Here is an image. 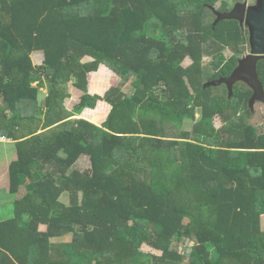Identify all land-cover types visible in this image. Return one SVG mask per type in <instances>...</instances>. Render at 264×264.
<instances>
[{"label": "trees", "instance_id": "16d2710c", "mask_svg": "<svg viewBox=\"0 0 264 264\" xmlns=\"http://www.w3.org/2000/svg\"><path fill=\"white\" fill-rule=\"evenodd\" d=\"M235 1L0 0V136L15 149L0 264H264V103L251 110L242 81L205 85L247 48L237 20L213 23ZM99 65L118 78L102 95L87 87ZM257 73L264 88L263 59ZM98 101L101 125L80 116ZM216 117L217 144L198 147Z\"/></svg>", "mask_w": 264, "mask_h": 264}, {"label": "water", "instance_id": "95a60500", "mask_svg": "<svg viewBox=\"0 0 264 264\" xmlns=\"http://www.w3.org/2000/svg\"><path fill=\"white\" fill-rule=\"evenodd\" d=\"M211 9L216 16L214 24L224 19H235L247 29L249 52L237 59L229 76L206 82L205 85L225 84L231 95L234 83L244 82L251 89L248 105L253 110L255 102L264 103V88L257 73V63L264 59V0H253L251 4L236 2L225 12L217 11L214 7Z\"/></svg>", "mask_w": 264, "mask_h": 264}, {"label": "rangeland", "instance_id": "374dc122", "mask_svg": "<svg viewBox=\"0 0 264 264\" xmlns=\"http://www.w3.org/2000/svg\"><path fill=\"white\" fill-rule=\"evenodd\" d=\"M253 0H249V2H252ZM42 53L41 52H35L32 54V60L34 63H39L42 59ZM208 58L205 57V60H207ZM188 63V59H185V61L183 62V65H186ZM106 67V66H105ZM107 70H109L106 67ZM111 71H108V73L106 72L105 69H102L100 71V73L98 75L101 76H105V78H111L112 73H109ZM97 74L93 75V77H98ZM114 74V73H113ZM115 75V74H114ZM88 91L91 93L92 91V86L95 83V81H91V83H89V79H90V74H88ZM104 78V79H105ZM115 84V83H114ZM111 85V84H110ZM69 90H70V96L68 98H66L64 100V106L67 109H71L72 106L78 101L79 96L81 95V91L77 90L75 87L71 86V84L69 85ZM124 90L128 93L132 92L131 89V84H126L124 87ZM44 93L45 90L42 89V91H40V95L39 98L42 99L44 97ZM255 111H256V115L254 116V118L252 119L253 122H258L259 121V117L260 116H264V106L260 105V104H255ZM100 111V108L96 106L95 110H84L82 112V114L80 115L81 117L89 120L90 122L96 124L97 125H101V123L105 120L104 118L106 117H102L101 120H93L91 118L93 113H96L98 111ZM94 111V112H93ZM106 113V111H105ZM198 119V114H197V118ZM103 120V121H102ZM193 122L192 121H185L183 128L184 129H190L192 126ZM257 124H260V122H258ZM221 126V122L219 120V118H211L209 120H205V121H201L198 125V127L195 129L194 135H195V143L198 147H203V146H215L217 144V129ZM15 157V149H14V144L12 141H4L2 139H0V189L1 188H6L7 186V176H8V164L9 162ZM80 168H86L87 167V161L84 158V160H80V164H79ZM5 196V193L1 192L0 193V205H2L0 207L1 210V214L2 216H9L10 213V200L6 201L7 196L3 199V197ZM65 198V197H64ZM62 198V199H64ZM262 228L264 229V216L262 217ZM41 228L43 229L44 226H41ZM65 240H68V237L63 238ZM184 248V246H182ZM181 247V249H182ZM141 249L143 251L146 252H151L154 254H159L160 252L157 250H154L153 248L143 244Z\"/></svg>", "mask_w": 264, "mask_h": 264}, {"label": "crops", "instance_id": "0c3cea01", "mask_svg": "<svg viewBox=\"0 0 264 264\" xmlns=\"http://www.w3.org/2000/svg\"><path fill=\"white\" fill-rule=\"evenodd\" d=\"M86 59H88V58H86ZM102 69H105L107 73H108V71H110V70H107L104 65H99L97 71L89 73L90 74L89 83H91L92 80L95 81V83H96V84H94L92 86V91L93 92H91V93H96V94L102 95L103 92L107 88H109L110 84L112 85V84H114V83H116L118 81L117 76L114 75L112 71L109 72V73H112L111 78H105V76L98 75ZM95 74H97L98 77H93V75H95ZM96 106L100 108V111L97 110L98 112L93 113L91 118L93 120H97L98 121V120H101L102 117L104 118L107 115L110 106L104 101H98ZM95 109H96V107H95ZM95 109H85V110H95ZM105 111H106V113H105ZM96 124H98V123H96Z\"/></svg>", "mask_w": 264, "mask_h": 264}, {"label": "flooded vegetation", "instance_id": "af4514ba", "mask_svg": "<svg viewBox=\"0 0 264 264\" xmlns=\"http://www.w3.org/2000/svg\"><path fill=\"white\" fill-rule=\"evenodd\" d=\"M243 1H246L247 2V4H251V3H253V1L252 2H249V0H243ZM236 2H239V1H235V2H233V5L236 3ZM233 7V6H232ZM231 7V8H232ZM230 8V9H231ZM249 52V47H248V45H247V48H246V50H245V52L242 54V56L243 55H245L246 53H248ZM240 58V57H239ZM264 60V59H263Z\"/></svg>", "mask_w": 264, "mask_h": 264}, {"label": "clouds", "instance_id": "9594fccd", "mask_svg": "<svg viewBox=\"0 0 264 264\" xmlns=\"http://www.w3.org/2000/svg\"><path fill=\"white\" fill-rule=\"evenodd\" d=\"M237 1H239V2H242L243 0H237ZM233 6V5H232ZM231 6V7H232ZM216 10V9H215ZM230 10V9H229ZM218 11V10H217ZM228 11V10H227ZM225 12V11H224ZM243 28V27H242ZM244 29H246V28H244ZM247 30V29H246ZM249 47V46H248ZM2 136H0V138H1ZM4 141H10L9 139L8 140H4Z\"/></svg>", "mask_w": 264, "mask_h": 264}, {"label": "built area", "instance_id": "2783aa9c", "mask_svg": "<svg viewBox=\"0 0 264 264\" xmlns=\"http://www.w3.org/2000/svg\"><path fill=\"white\" fill-rule=\"evenodd\" d=\"M0 139H2V140H8V138H6L5 136H2Z\"/></svg>", "mask_w": 264, "mask_h": 264}]
</instances>
